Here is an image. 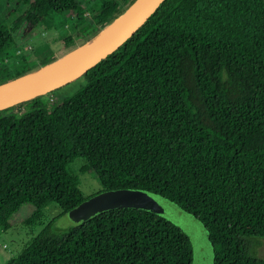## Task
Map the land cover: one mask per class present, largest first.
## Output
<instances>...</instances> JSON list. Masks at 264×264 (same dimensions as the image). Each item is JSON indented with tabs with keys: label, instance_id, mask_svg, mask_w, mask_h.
<instances>
[{
	"label": "trees",
	"instance_id": "obj_1",
	"mask_svg": "<svg viewBox=\"0 0 264 264\" xmlns=\"http://www.w3.org/2000/svg\"><path fill=\"white\" fill-rule=\"evenodd\" d=\"M4 1L29 29L69 28L52 58L133 0ZM10 29L0 22V82L48 59L15 53ZM76 80L58 102L43 94L0 110V231L24 203L35 206L24 223L40 226L3 264H190L185 234L146 210L112 208L63 228L39 221L47 203L65 212L85 198L69 166L78 156L102 190H147L194 215L212 264H264L250 246L264 238L262 0H162Z\"/></svg>",
	"mask_w": 264,
	"mask_h": 264
},
{
	"label": "rangeland",
	"instance_id": "obj_2",
	"mask_svg": "<svg viewBox=\"0 0 264 264\" xmlns=\"http://www.w3.org/2000/svg\"><path fill=\"white\" fill-rule=\"evenodd\" d=\"M20 12L21 9L16 6L14 8L6 7L5 1L0 0V22L12 28L9 32L17 43L15 53L22 52L26 59L32 58V61L53 56L62 46L60 37L67 34L69 28L58 27L44 30L38 24L29 29L24 23L17 21ZM107 24H110V21H107L101 29ZM56 57L48 58L47 61L54 60ZM80 85L81 81L74 79L54 88L45 95L49 100L54 97V100L58 102L64 95L78 89ZM18 107L22 110L26 104L23 102ZM84 162V158L78 156L71 161L69 166L71 171L77 175V186L85 198L65 212H61L56 204L47 203L40 210L39 221L46 222L54 218V226L63 228L76 225L108 209L117 207L138 208L163 217L185 234L191 251L190 264L213 263L212 245L203 224L196 217L184 211L173 201L154 192L136 188L102 190L93 170H79L80 165ZM34 209L35 206L31 203L22 204L10 216L9 228L0 231V264H3L7 258L15 256L31 235L36 234L39 230L38 224L26 225L24 223L25 217ZM250 246L256 255L264 257V238H254L251 240Z\"/></svg>",
	"mask_w": 264,
	"mask_h": 264
},
{
	"label": "water",
	"instance_id": "obj_3",
	"mask_svg": "<svg viewBox=\"0 0 264 264\" xmlns=\"http://www.w3.org/2000/svg\"><path fill=\"white\" fill-rule=\"evenodd\" d=\"M161 2L162 0H133L117 17L110 21V24L106 25L110 26L74 61L55 69L45 68L48 62L46 61L36 69L0 82V110L46 94L79 77L131 36ZM262 2L264 9V0Z\"/></svg>",
	"mask_w": 264,
	"mask_h": 264
},
{
	"label": "bare ground",
	"instance_id": "obj_4",
	"mask_svg": "<svg viewBox=\"0 0 264 264\" xmlns=\"http://www.w3.org/2000/svg\"><path fill=\"white\" fill-rule=\"evenodd\" d=\"M110 26V25H109ZM109 26H105L100 32H98L95 36L92 38L86 40L80 45L74 46L71 50L65 52L64 54H61L57 56L54 60H50L47 62V65L45 68L49 67L51 69L62 67L75 59H77L87 48H89L104 32Z\"/></svg>",
	"mask_w": 264,
	"mask_h": 264
}]
</instances>
